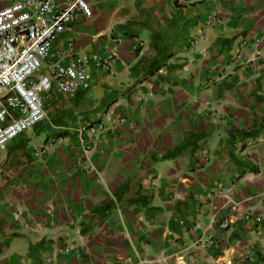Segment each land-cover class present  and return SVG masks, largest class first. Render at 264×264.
<instances>
[{"label":"crops","instance_id":"0c3cea01","mask_svg":"<svg viewBox=\"0 0 264 264\" xmlns=\"http://www.w3.org/2000/svg\"><path fill=\"white\" fill-rule=\"evenodd\" d=\"M90 2L51 54L89 87L0 156V264H264V0Z\"/></svg>","mask_w":264,"mask_h":264},{"label":"built area","instance_id":"2783aa9c","mask_svg":"<svg viewBox=\"0 0 264 264\" xmlns=\"http://www.w3.org/2000/svg\"><path fill=\"white\" fill-rule=\"evenodd\" d=\"M92 14L90 0H13L0 8V156L22 133L47 118L46 100L53 90L72 96L89 87L88 80L72 76L64 64L53 62L51 54L56 39L79 16ZM115 62L114 53L93 61L96 69L109 71L111 78ZM104 128L101 121L88 123L82 131L96 136ZM57 141L62 139L52 140L37 155ZM85 160V155L78 157L77 165Z\"/></svg>","mask_w":264,"mask_h":264},{"label":"rangeland","instance_id":"374dc122","mask_svg":"<svg viewBox=\"0 0 264 264\" xmlns=\"http://www.w3.org/2000/svg\"><path fill=\"white\" fill-rule=\"evenodd\" d=\"M48 120L47 118L42 121L41 123H39L38 125H36L31 132L26 131L24 133H22L18 138H16L15 140V145L19 144V142H21V140L27 138L28 141H31V138L36 137L37 134H39L42 129H48Z\"/></svg>","mask_w":264,"mask_h":264}]
</instances>
